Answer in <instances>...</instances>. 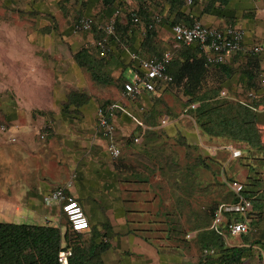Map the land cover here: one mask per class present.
Wrapping results in <instances>:
<instances>
[{"label":"crops","instance_id":"0c3cea01","mask_svg":"<svg viewBox=\"0 0 264 264\" xmlns=\"http://www.w3.org/2000/svg\"><path fill=\"white\" fill-rule=\"evenodd\" d=\"M183 2L180 13L184 23L198 20L215 27L239 24L244 29L246 49L255 45L263 47L262 52L256 54L260 80L264 73V0ZM69 3V14L61 11L58 14L63 40L42 47L43 54H47L41 56L44 68L37 75L42 84L22 96L20 107L12 103L6 111L9 131L0 138V222L55 229L62 246L74 249L73 264H202L200 251L193 243L198 230L187 232L185 237L182 234L184 240L178 245L167 243L171 237L167 235V227L173 219L174 198L166 170L150 169V164L131 173L118 170V157L112 156L108 137L99 130L97 122L98 107L114 102L122 104L141 122L121 109H116L111 116L120 133L121 156L126 160L137 154L151 155V147L155 146H163L164 154L170 152L177 137H183L208 156L217 154L220 146L229 150L231 160L238 158L232 156V148L246 154L245 144L209 137L195 119L191 121L177 115L178 111L166 99V103L160 105L164 114L154 116L158 101L150 92L131 98L116 84L120 77L132 75L138 65L134 54L147 57L143 52L145 25L154 23V15L163 17L162 22L154 23L156 38L166 48L176 45L172 32L173 22L178 17L176 7L172 10L169 0H130V6L122 3L123 14L117 24L123 27L117 37L110 38L108 59L103 68L112 80L95 84L75 55L82 48L95 46L98 31L76 32L74 24L84 15L108 21L120 0L115 1L114 7L105 6L101 0H70ZM129 7L140 15L137 25H132L130 14L127 16ZM171 43L174 44L171 46ZM248 58V51L243 50L223 64L231 70L225 75L220 73L225 78L222 91L226 92V97L247 99L249 80L242 79L240 71ZM127 71L130 76H126ZM71 91L77 96L70 101ZM262 99L264 105V95ZM258 113L264 142V107ZM40 130L45 136L39 134ZM131 137H135V141L130 142ZM256 164L250 159L245 171L239 170L236 164L231 168L224 165L217 177L225 180L227 172L243 183L250 165ZM260 168L264 174V164ZM59 186H68L67 193L81 203L90 223L87 231L70 235L72 231L61 205L55 200L45 202V197ZM180 207L181 224L187 226L189 203L182 201ZM249 213L250 232L226 234L225 243L229 247L245 248L241 264H264V181ZM154 228L163 232L162 238L153 236Z\"/></svg>","mask_w":264,"mask_h":264},{"label":"trees","instance_id":"16d2710c","mask_svg":"<svg viewBox=\"0 0 264 264\" xmlns=\"http://www.w3.org/2000/svg\"><path fill=\"white\" fill-rule=\"evenodd\" d=\"M101 1L105 6L114 7L116 0ZM169 1L172 10L173 7L177 9L178 17L173 24L183 22L180 13L184 3L183 0ZM117 25L114 37H117L119 29L123 27L121 24ZM145 29L144 54L147 57L163 55L169 48H166L161 43V40L156 38L158 34L156 28H149L147 23ZM91 31L95 33L98 31L95 35L97 38L104 36L96 25L93 26ZM172 50L174 55L167 67L168 72L172 75V81L161 82L154 91L150 92L153 98L158 101L154 116H162L164 114L160 109L161 102L166 103L164 95H172L173 92L175 96L185 98L187 107L194 103L198 104L190 110L203 133L211 138L220 137L231 143L245 144L244 151L254 152L252 156L257 164L256 166L250 165V172L246 181L241 182L244 187L242 194L252 198L254 205V200H257L260 186H262V181H264L261 176L263 172L260 168V165L264 164V142L263 133L259 126V110H255L251 106L262 109L264 107L263 99L239 101L228 96H220L225 79L223 75H225V72L228 74L231 71H229L227 66L223 64H208L206 57L198 47L181 45V47L172 48ZM75 58L93 83L107 84L112 80L111 75L103 69L108 58L107 56H101L96 46L82 48L76 53ZM240 72L242 73V79L248 78L249 80L246 85L247 89L260 88V80L258 79L260 67L257 55L249 56L246 65L242 67ZM220 73H223V75L220 76ZM126 80L125 76L119 78L116 81L117 86L124 88ZM76 96L77 93L71 91L69 94L70 101ZM108 105L103 104L101 106L107 107ZM128 140L130 142L135 141V137H131ZM174 145H182L188 151L198 149V147L188 143L183 137H177L170 152L167 151L164 154L163 146L151 147L153 150L151 155L137 154L133 156L137 159L136 163H128V160L124 159L121 153L116 161V167L118 170L128 173L135 172L143 165L149 166V164L150 169L166 170L168 173L166 178L168 183H171L174 202L175 204L177 203L171 214L174 216L175 211L180 217V203L182 201L189 203L188 225L180 233L185 237L187 232L198 230L195 243L200 251L202 264H241V257L245 248L227 246L225 235L219 234L211 227L220 204L205 203L206 205L203 204V208L201 207L200 211L192 207V200H194L192 199V190L196 185L201 184V178L196 169L197 167H207L206 161L209 158L198 154L193 159V164L187 162L182 164L181 159L178 157V151L174 150ZM227 151L229 150L227 149ZM243 157H245V154L242 153L238 158ZM154 159L155 161H153ZM232 181H235V179L230 180V182ZM230 192L231 200L228 202H237L239 197L231 187ZM190 215L193 217H190ZM232 218L233 215L231 213H226L220 227L225 229L227 222ZM174 224L181 225L177 222ZM190 225L191 229L189 228ZM175 228L172 227V230ZM76 234L79 233L72 231L70 235ZM64 248L67 247L62 246L61 237L53 228L0 222V264H60L58 262V253ZM74 254L70 260L72 264Z\"/></svg>","mask_w":264,"mask_h":264},{"label":"built area","instance_id":"2783aa9c","mask_svg":"<svg viewBox=\"0 0 264 264\" xmlns=\"http://www.w3.org/2000/svg\"><path fill=\"white\" fill-rule=\"evenodd\" d=\"M122 3H124V0H120V5H118L112 17L106 22L99 21L95 16L84 15L74 24V30L76 32L91 31L94 25L103 32L104 36L96 38L94 41L101 56H107L109 53L110 38L115 36L118 18L123 14ZM130 18L132 25H137L140 22V15L136 9L133 8L130 11ZM162 21L163 17L161 15H154L155 24ZM154 23H150L149 28L155 27ZM172 32L176 43L174 47L195 44L206 57L208 64H224L230 56L243 50L248 51L249 56L259 54L263 50V47L260 45H255L248 49L244 47V29L239 24H228L225 27H215L194 20L192 24L184 22L173 24ZM173 55L174 52L172 48L166 50L161 56L139 57V55L134 54L133 58L138 61V65L125 82L124 89L127 95L131 98H136L144 92L154 91L161 82L172 81V75L168 72L167 67ZM225 94L226 92L222 91V95ZM263 95L264 73L261 74L260 88L247 89L246 91V96L249 100H260L263 98ZM251 107L255 110H259L257 107ZM116 109H121L123 112L132 116L138 123L141 122L127 108L118 102L111 103L107 107H98V128L108 137V149L112 156L119 157L121 154L120 133L111 118ZM8 131V125H0V138L7 134ZM39 134L45 136V133L41 130ZM12 140L15 141L16 138L13 137ZM231 153L233 157H240L242 155V150L232 148ZM229 186L238 195L239 200L237 202L221 203L215 213V218L211 227L222 235L247 234L251 230L248 213L253 208V200L242 194L244 187L240 181H232L229 183ZM67 189L68 186L57 187L45 197V202L50 203L52 200H55L59 203L68 219L71 231L83 233L90 228L88 216L81 203L75 197L69 195ZM226 213H231L233 218L227 222L226 228L222 229L220 224L225 219ZM73 254L74 251L71 247L60 250L58 253V262L60 264H71L70 258Z\"/></svg>","mask_w":264,"mask_h":264},{"label":"rangeland","instance_id":"374dc122","mask_svg":"<svg viewBox=\"0 0 264 264\" xmlns=\"http://www.w3.org/2000/svg\"><path fill=\"white\" fill-rule=\"evenodd\" d=\"M129 1L124 0V3L130 6ZM69 2L70 0H0V125H7L6 111L9 104L14 103L15 106L20 107L22 96L29 95L36 86L42 84L41 80L37 78L38 71L44 68L41 56H47V54H43L42 47L63 40L60 39L58 14L60 11L66 13V15L69 14ZM132 9L129 7L127 16ZM172 44L174 43H171V46ZM171 48L174 49L175 47L172 46ZM129 72L127 71L126 76H130L131 73ZM119 87L124 89L122 86ZM220 96L225 97L226 95L221 94ZM165 99L169 105H173L174 110L178 111L177 115L181 114L193 121L194 117L190 109L196 107L197 103L187 107L185 98L175 96L173 92ZM219 148L217 154L208 156L202 154L200 148L188 151L182 145H174V150L178 151V157L181 159L182 164H185V162L193 164V159L198 154L209 158L206 161L207 167H197L196 169L198 175L200 174L199 177L201 176V184L196 185L192 190V199H194L192 200V207L198 211L201 207L203 208L202 205L205 203L214 205L231 200L229 183L235 176H229L225 172V180L217 177L222 172L224 165H231L229 166L231 168L236 164L239 170L245 171L250 159L253 163L256 161L252 156L254 152L248 151L245 157L231 160L227 148L225 146ZM204 149L208 151L207 147ZM136 160L132 156L129 158L128 163H136ZM262 178L264 179L263 173ZM196 203L199 205L197 206ZM175 205L177 203L174 202V207ZM190 217L193 216L190 215ZM175 222L181 224L180 217L174 211L172 222L167 227V235L171 236L167 243L172 246L183 242L184 239L181 237L180 232L187 228L186 225L174 224ZM172 227L176 228L172 230ZM189 228L191 229V225ZM152 231H154L153 236L156 239H160L164 235L158 228H154ZM157 241L159 243L163 242L162 240ZM193 243L197 246L195 242Z\"/></svg>","mask_w":264,"mask_h":264}]
</instances>
